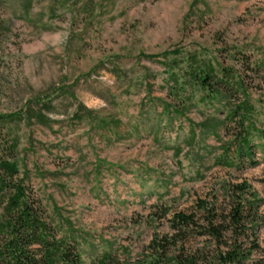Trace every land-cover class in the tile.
Listing matches in <instances>:
<instances>
[{"label":"rangeland","instance_id":"374dc122","mask_svg":"<svg viewBox=\"0 0 264 264\" xmlns=\"http://www.w3.org/2000/svg\"><path fill=\"white\" fill-rule=\"evenodd\" d=\"M0 23V115L26 117L21 174L85 261L139 255L170 230L161 208L222 199L223 183L264 199V0H0ZM209 63L249 86L256 165L221 162L237 130L217 120L243 94L203 101L189 74ZM46 105L48 124L28 118ZM124 111L138 132L100 123Z\"/></svg>","mask_w":264,"mask_h":264},{"label":"trees","instance_id":"16d2710c","mask_svg":"<svg viewBox=\"0 0 264 264\" xmlns=\"http://www.w3.org/2000/svg\"><path fill=\"white\" fill-rule=\"evenodd\" d=\"M2 27L0 23V30ZM223 71L220 76L213 64H205L189 74L190 81L203 92V101L221 97L231 102V90L243 94L237 103L226 105L224 119H216L227 131L230 123L237 130L224 145L221 162L238 169L246 161L256 165L249 86L243 77L235 80L231 69ZM48 106L28 109V118L48 124L50 120L44 111ZM74 116L81 119L82 115L77 111ZM25 118L21 113L0 115V264H264V249L259 240L264 199L246 180L223 183L222 199L217 193L210 198L199 197L189 210L161 208L170 230L156 234L139 255L133 256L123 249L122 256L109 248L85 261L78 239L73 234L61 235L28 181V173L21 174L20 136L13 123ZM100 123L106 128L110 123L116 125L104 120Z\"/></svg>","mask_w":264,"mask_h":264},{"label":"crops","instance_id":"0c3cea01","mask_svg":"<svg viewBox=\"0 0 264 264\" xmlns=\"http://www.w3.org/2000/svg\"><path fill=\"white\" fill-rule=\"evenodd\" d=\"M124 112H125V116H127L129 114V113H127V111H124ZM135 112H136L135 115L129 114V116H131V117L127 118V120L125 119V121L124 120L118 121L117 119H106V118L105 119L103 118L102 120H104L106 123H109V122L117 123V125H114V128L118 127L120 125V127H122V129H124V131L134 133V132H138V126L142 125V124H140L141 119L138 116V111H135ZM110 125H113V124L110 123ZM110 127L108 128V130L112 131L114 128L113 127L110 128Z\"/></svg>","mask_w":264,"mask_h":264}]
</instances>
